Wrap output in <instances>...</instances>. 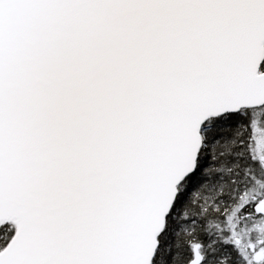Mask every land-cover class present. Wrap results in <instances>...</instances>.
I'll list each match as a JSON object with an SVG mask.
<instances>
[{
    "label": "snow or ice",
    "instance_id": "1",
    "mask_svg": "<svg viewBox=\"0 0 264 264\" xmlns=\"http://www.w3.org/2000/svg\"><path fill=\"white\" fill-rule=\"evenodd\" d=\"M0 264H264V0H0Z\"/></svg>",
    "mask_w": 264,
    "mask_h": 264
}]
</instances>
